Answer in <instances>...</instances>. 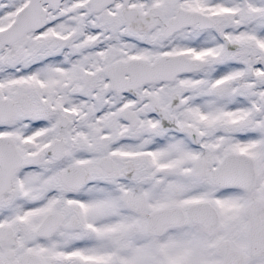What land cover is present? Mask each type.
Returning <instances> with one entry per match:
<instances>
[{
  "label": "snow or ice",
  "instance_id": "1",
  "mask_svg": "<svg viewBox=\"0 0 264 264\" xmlns=\"http://www.w3.org/2000/svg\"><path fill=\"white\" fill-rule=\"evenodd\" d=\"M0 264H264V0H0Z\"/></svg>",
  "mask_w": 264,
  "mask_h": 264
}]
</instances>
